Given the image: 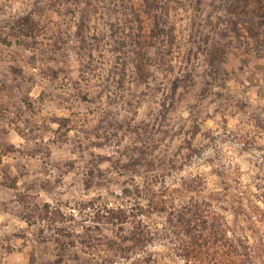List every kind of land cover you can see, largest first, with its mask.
<instances>
[{
  "label": "clouds",
  "instance_id": "9594fccd",
  "mask_svg": "<svg viewBox=\"0 0 264 264\" xmlns=\"http://www.w3.org/2000/svg\"><path fill=\"white\" fill-rule=\"evenodd\" d=\"M44 3L0 0V67L12 63L10 57L27 62L31 55L5 22L23 8L39 20L33 6ZM95 3L105 9L106 0ZM172 3L181 51L162 65L140 73L129 61L125 76L114 50L103 59L96 53L94 61L71 51L54 62L59 79L40 65L31 70L33 83L24 88L25 95L31 89V106L18 100L5 112L0 105V264L58 259L57 229L72 231L70 251L79 254V264H237L233 257L238 264H264V111L254 117L264 109V78H230L198 111L186 107L191 99L178 100L172 111L177 98L166 100L163 87L171 79L168 65L181 66L183 41L197 16L191 0ZM102 14L91 17L86 38L99 36L107 52L110 24L99 25L123 17L107 12L100 21ZM44 15L62 20L49 10ZM147 155L151 166L140 163ZM6 174L22 177L15 191L32 186L29 200L64 213L65 223L51 232L32 223L21 197L2 186ZM196 205L220 220V235L203 238L211 253L193 250L201 237L173 219Z\"/></svg>",
  "mask_w": 264,
  "mask_h": 264
},
{
  "label": "rangeland",
  "instance_id": "374dc122",
  "mask_svg": "<svg viewBox=\"0 0 264 264\" xmlns=\"http://www.w3.org/2000/svg\"><path fill=\"white\" fill-rule=\"evenodd\" d=\"M88 1L91 6L87 11L85 26H79L83 9L81 3H77L76 0H45L43 7L36 6L40 3V0H36L33 12L40 16L39 20L29 19L32 13H28L27 9L23 8L20 13L5 22L7 32L13 34L15 30L18 31L19 34H14L15 39L29 41L28 45L17 42V46L23 44L24 51L31 53L27 57V62L17 61L16 57H10L12 63L0 67V105L3 106L5 112L9 111L10 107H15L18 100L31 106V89H28V94L25 95L24 88L27 84L33 83L30 75L33 68L40 65L42 72H52L56 74L55 79L60 78V73L54 67V62H60L59 54L67 56L69 52L74 51L77 57L83 56L94 61L96 53H100L103 59L105 55L114 50L113 54L118 64L121 61L127 62L126 66L122 64L126 76L129 61L132 62V57L136 55L137 48H139V45L135 43L137 40L143 43L145 41L144 50L146 49L150 56L144 64L142 63L145 67H143L144 71L152 65H162L168 57L175 56L178 51H181L180 36L177 35L176 23L172 18V13L178 11V7H174L172 1L169 18L165 19L167 23L161 25L157 24V19H154V16L148 12L146 0H106L105 9L98 7L95 0ZM190 6L197 12V16L183 41L181 66L174 68L168 65L171 79L167 85H163L169 93L165 97L166 100L172 97L177 98L169 105L172 111L175 110L178 100L183 102L184 99L194 101V103H188L186 107L198 111L203 101L215 90L214 87L223 88L230 78L240 81L245 74H248L247 78L250 81L257 75L264 78V0H191ZM206 9L208 10L204 15ZM47 10L55 16L62 17V20H54L52 16L45 17L44 13ZM107 12L113 15L119 12L123 19L118 23H112L109 20L99 25L102 28L110 24L107 39L111 43L107 52H103L101 49L105 45L104 40L96 35L92 36L91 41L86 37L87 33L93 30L90 27L91 17L96 16L97 13H103L99 18L103 21V16L107 15ZM201 16H203L202 19ZM139 25H142L141 30L138 28ZM19 29L27 30L28 34H23ZM3 38L7 39L8 36L3 34ZM7 46H11L10 42ZM165 49L168 51L165 52ZM212 55H215L214 61L210 59ZM162 57H164L163 60ZM2 61L3 57H0V62ZM136 66L138 67V64L132 62V67ZM17 68H20L21 72ZM9 80H11L10 83ZM51 83L50 80L49 84ZM160 90L161 85L157 84L156 91ZM178 90L181 91L177 95ZM220 98L221 94L217 93V99ZM163 106L168 105L162 103L161 107ZM261 111L264 109L254 112L256 119H259ZM159 127L165 128L164 125ZM63 135L66 136L67 132ZM56 147L59 149V145ZM140 163L151 166L154 161L150 155H147ZM21 178L6 174V183L15 182L16 186L11 187L6 183L2 186L14 190L13 194L21 197L20 203L25 205V213L30 217L31 222L47 225L50 232L53 231L56 223H65L64 213L59 210L53 212L46 203L41 205L29 200L28 193L32 192V186H29L24 193L15 191ZM5 198H8L7 193H5ZM159 207L167 210L164 205ZM172 215L174 222L181 227L186 228V225L190 223L196 224L195 229L189 232L201 238L196 241L200 245H194L193 250L198 247L201 253L205 250L211 253L212 249L208 247L203 238L210 237L213 232L216 236L220 235V220L217 216L209 214L199 205L186 208L178 215ZM185 217L189 219L185 220ZM248 219H251V215ZM96 223L99 224L100 221ZM261 224L264 225V219L261 220ZM38 232L43 235L44 227H38ZM211 242L209 240V243ZM52 243L57 246L55 251L61 255L58 259L48 261L47 264H79V254L70 251L76 247V241L70 229H57ZM216 243L219 244V241L217 240ZM233 259L239 261V257H233Z\"/></svg>",
  "mask_w": 264,
  "mask_h": 264
},
{
  "label": "trees",
  "instance_id": "16d2710c",
  "mask_svg": "<svg viewBox=\"0 0 264 264\" xmlns=\"http://www.w3.org/2000/svg\"><path fill=\"white\" fill-rule=\"evenodd\" d=\"M172 0H146L147 4V10L149 13H151L153 16H154V19H157V24L161 25L162 23L163 24H166L167 23V20L165 19H168L169 18V15H170V9H171V2ZM77 3H81L80 0H76ZM89 6H91V3L86 0L84 1L83 0V11L81 12V15H80V23H79V26H83L84 23L86 22L87 20V11L89 9ZM155 13V14H154ZM140 24H141V21H140ZM44 26V25H43ZM85 26V25H84ZM158 26V25H157ZM171 27V26H170ZM138 28H140V30L142 29V25H139ZM23 34L27 35L28 34V31L27 30H23L22 29H19ZM13 34H19L17 30L14 31ZM30 34V33H29ZM18 43H23L25 45H28V42L25 40V39H20V38H17L16 39ZM135 43H137L139 46V48H137V52H136V55H134L132 57V62H135L136 64H138V67H137V71L140 72V73H143L144 72V69H143V64H144V61H146L147 59H149V55L146 51V49L144 50V43L140 40H137ZM217 48V47H216ZM218 49V48H217ZM168 51V49H165V52ZM161 54V53H160ZM215 55H212L210 59H213L215 58L214 57ZM164 57H162V60H163ZM214 61V59H213ZM143 63V64H142ZM127 62L126 61H123V65L126 66ZM145 68V67H144ZM16 69V68H14ZM17 70H19V72H21V69L17 68ZM123 70H124V67H123ZM8 186H11V187H15L16 186V183L15 182H11V183H6ZM197 206V205H196ZM29 219L30 217L27 216ZM195 217V215H194ZM192 216V218H194ZM189 219V217H185V220ZM190 223L189 225H186L187 229L188 230H194L196 226V224L194 223ZM197 245H200L198 243L195 244V246ZM236 261V260H235ZM238 264V262H237Z\"/></svg>",
  "mask_w": 264,
  "mask_h": 264
}]
</instances>
